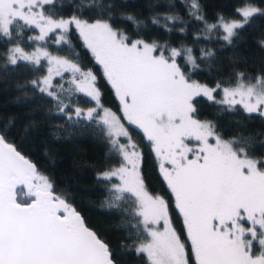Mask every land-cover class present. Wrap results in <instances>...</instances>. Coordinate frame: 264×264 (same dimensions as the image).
Returning <instances> with one entry per match:
<instances>
[{
    "label": "snow or ice",
    "instance_id": "obj_1",
    "mask_svg": "<svg viewBox=\"0 0 264 264\" xmlns=\"http://www.w3.org/2000/svg\"><path fill=\"white\" fill-rule=\"evenodd\" d=\"M53 4L54 0H0V36L11 39L15 32L19 37L25 27H35L39 35L30 36V41L47 43L51 33L55 35L53 43L71 47L69 37L75 26L120 99L124 118L142 129L151 142L183 216L195 264H264V161L249 156L246 140H224L210 121L192 116L196 111L193 98L203 95L229 109L241 105L245 112L264 117V75L253 82L240 73L234 86L217 83L210 88L190 81L177 62L183 55L195 68L191 49L132 40L103 19L90 22L76 15L56 19L45 11V6ZM189 14L205 20L199 0H191ZM257 14H264V9L242 0L234 13L239 19L219 16L215 24L205 21L206 30L222 29L221 38L232 43L237 30ZM164 19L174 23L178 17ZM42 58L48 61V75L33 80V86L51 97L57 112L69 121L96 123L112 150L123 158L119 167L103 172L101 178L119 180L111 186L110 206L118 207L129 198L126 194L135 198L132 215L138 224L133 227L140 234L142 225L147 234L137 253L146 254L150 264H189L186 245L171 226L166 201L146 190L137 145L120 118L103 108L92 71L82 70L71 58L52 55L43 46L29 53L17 43L6 54V62L13 65L21 60L39 65ZM64 72L72 74L74 91L94 100L95 107H75L69 112L62 94L71 90L63 85L57 90L52 79L53 75L63 79ZM218 90L223 93L221 100L213 95ZM6 135L0 131V264H114L110 247L85 225L64 197L55 194L48 177L9 143ZM120 137H128L129 142L121 143ZM187 141H195L196 147ZM161 222L162 231L157 227ZM256 244L259 255L254 252Z\"/></svg>",
    "mask_w": 264,
    "mask_h": 264
},
{
    "label": "trees",
    "instance_id": "obj_2",
    "mask_svg": "<svg viewBox=\"0 0 264 264\" xmlns=\"http://www.w3.org/2000/svg\"><path fill=\"white\" fill-rule=\"evenodd\" d=\"M190 2L54 0L53 5L45 6V11L56 19L73 15L85 20L103 19L132 40L143 39L148 43L166 45L168 49H191L196 60L195 68L186 63L183 55L177 57V62L190 80L203 85L215 88L217 83L231 84L240 73L251 80L264 75V14L251 18L248 24L237 30L232 43H228L221 38L222 29L208 32L205 21L215 24L219 16L239 19L234 13L242 0H199L204 21L196 20L189 14ZM250 2L264 9V0ZM168 15L178 19L174 23L166 21L164 18ZM129 16L133 19H127ZM153 19L158 23H153ZM16 32H21V29H16ZM35 35H39V29L25 27L19 37L15 32L11 39L0 36V131L7 133L6 139L35 164L41 174L48 177L55 194L64 197L81 215L85 225L110 247L114 264H149L142 253L134 250L144 237L142 225L140 234L133 227L138 224V218L132 215L135 200L126 194L129 198L121 201L118 207L110 206V189L116 181L98 177L99 173L120 162L104 131L96 123L69 121L57 112V105L51 97L33 86V80L48 75L43 58L39 65L23 60L13 65L6 62L7 50L17 43L28 52L43 46L51 54L71 58L82 69L92 71L97 78L96 87L101 93L103 108L110 109L120 118L137 145L141 154L140 175L146 190L166 201L169 220L180 239L185 240L181 217L174 207L168 186L158 172L151 143L140 129L125 123L111 84L74 26L69 37L71 47L53 43L55 35L51 33L47 43L28 39ZM202 52H211V55L205 56ZM65 75L66 72L63 79L53 75L52 79L57 90L60 85L65 90H71L62 94L64 103L70 105L69 112H74L75 107H95L94 100L74 91ZM218 92L213 94L216 100H219ZM192 103L196 109L192 114L195 119L210 121L221 138L246 140L249 156L258 161L264 159V117L258 113L249 114L239 105L234 110L229 109L203 95L194 97ZM254 252H260L258 244Z\"/></svg>",
    "mask_w": 264,
    "mask_h": 264
},
{
    "label": "rangeland",
    "instance_id": "obj_3",
    "mask_svg": "<svg viewBox=\"0 0 264 264\" xmlns=\"http://www.w3.org/2000/svg\"><path fill=\"white\" fill-rule=\"evenodd\" d=\"M256 7V6H255ZM72 17V16H71ZM68 18H70V17H67V18H64V19H68ZM58 19H60V18H58ZM88 21H90V22H94L95 20H88ZM75 27V26H74ZM77 31V30H76ZM36 48V47H35ZM35 48H33L32 50H31V52L32 51H34L35 50ZM26 52H28V51H26ZM91 52V51H90ZM29 53H30V51H29ZM53 55V54H52ZM55 56V55H54ZM45 60V62H46V71H47V73H48V67H49V64H48V61L46 60V59H44ZM82 70H84V69H82ZM84 71H88V70H84ZM65 77L67 78V81L68 82H70V80H71V78H72V74L70 73V72H66V75H65ZM190 81H192V80H190ZM252 81L254 82V79H252ZM196 82V81H195ZM236 82H237V79L233 82V83H231V84H224V85H221L222 87H224V86H234L235 84H236ZM198 83V82H197ZM200 84V83H199ZM203 85V84H202ZM74 87V86H73ZM208 87H210V86H208ZM210 88H214V87H210ZM113 89V88H112ZM219 92V96H218V99L219 100H221L222 98H223V93H222V90H218ZM113 92H114V94H115V96H116V98H117V100H118V102H119V105H120V109H122V105H121V101H120V99L117 97V95H116V93H115V90L113 89ZM95 102V101H94ZM95 105H96V102H95ZM241 108H243L241 105H239ZM88 108H85L84 110H87ZM121 113H122V117H123V119H124V121H125V123H129L128 122V120L127 119H125L124 118V113H123V111L121 110ZM103 113H102V111H101V115H102ZM194 118V117H193ZM195 119V118H194ZM121 121V120H120ZM121 123L124 125V123L121 121ZM129 124H131V123H129ZM131 125H134V124H131ZM125 126V125H124ZM134 126H136V125H134ZM138 129H140L138 126H136ZM140 131L144 134V132H143V130L142 129H140ZM129 134V133H128ZM145 136V135H144ZM130 137V136H129ZM120 139V142L121 143H123V144H127L129 141H128V137H120L119 138ZM222 139H224V140H229V139H227V138H222ZM132 140V139H131ZM133 142V141H132ZM188 143H189V145L190 146H192V147H196V142L195 141H187ZM210 142L211 143H215V140L213 139V138H210ZM151 143V142H150ZM151 147H152V144H151ZM138 150V149H137ZM152 151H153V147H152ZM118 153V152H117ZM118 155H119V157H120V162H119V164L118 165H116V166H113L111 169H113V168H117V167H119L120 165H121V163L123 162V158H122V156L118 153ZM153 155H154V157H155V160H156V164H157V169H158V172H159V174H160V176L163 178V180H164V177H163V175H162V173H161V170H160V161L158 160V158H157V156H156V154H155V152L153 151ZM261 161H264V159H262ZM166 167H170V165H165ZM262 166H264V165H262ZM111 169H109V170H111ZM108 171V170H107ZM103 172H101V173H99L98 174V177H101V174H102ZM113 179L116 181L115 183H119V180H118V178H116V177H113ZM165 181V180H164ZM165 183H166V185H167V182L165 181ZM168 186V185H167ZM169 191L171 192V190L169 189ZM128 195H130L131 196V194H128ZM151 195H153V194H151ZM171 195H172V200H173V204H174V207H175V209L177 210V212H178V214L180 215V217H181V220H182V224H183V230H184V236H185V240L183 239L182 240V242L183 243H185V245H186V255H187V257H188V259H189V264H195V258H194V256H193V254H192V248H191V242H190V240L188 239V236H187V231H186V228H185V225H184V220H183V216L181 215V213L179 212V209H177L176 208V202H175V198H174V196H173V194L171 193ZM153 196H157V195H153ZM132 197V196H131ZM134 200H135V198L134 197H132ZM246 223V222H245ZM171 226H172V224H171ZM246 226H247V224H246ZM157 227H159V229L162 231L163 230V222H161ZM172 228H173V226H172ZM174 229V228H173ZM175 230V229H174ZM142 232H143V228H142ZM177 233V232H176ZM143 234H144V237H143V239L139 242V243H137V245H135V247H134V250L136 251V248L138 247V245L140 244V243H142V242H145V238H146V236H147V234L146 233H144L143 232ZM178 235V234H177ZM137 252V251H136ZM144 256H145V258H146V260L148 261V263L150 264V262H149V260H148V258H147V255L146 254H144V253H142ZM256 255H259V252H258V254H257V252L255 253Z\"/></svg>",
    "mask_w": 264,
    "mask_h": 264
},
{
    "label": "water",
    "instance_id": "obj_4",
    "mask_svg": "<svg viewBox=\"0 0 264 264\" xmlns=\"http://www.w3.org/2000/svg\"><path fill=\"white\" fill-rule=\"evenodd\" d=\"M9 142V141H8ZM9 143H11V142H9ZM27 158V157H26ZM20 187H22V186H20ZM23 192L24 193H27V189L26 188H23ZM89 228V227H88Z\"/></svg>",
    "mask_w": 264,
    "mask_h": 264
}]
</instances>
